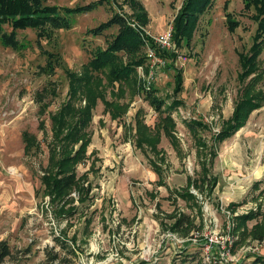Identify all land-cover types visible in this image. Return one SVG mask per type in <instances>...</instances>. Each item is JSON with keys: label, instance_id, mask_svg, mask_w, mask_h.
Segmentation results:
<instances>
[{"label": "rangeland", "instance_id": "1", "mask_svg": "<svg viewBox=\"0 0 264 264\" xmlns=\"http://www.w3.org/2000/svg\"><path fill=\"white\" fill-rule=\"evenodd\" d=\"M47 1L75 6L92 0ZM142 1L149 11L146 28L150 35L170 28L182 3V0ZM245 4V0H214L213 6L201 14L190 43L186 40L178 46L175 42L177 57H169L165 64L153 69L151 84L156 89L155 97L165 100L162 109H156L146 96L145 84L151 74L147 47L143 48L146 54L143 69L139 65L133 74L139 80L140 91L136 92L131 79L116 96L122 102L130 100L128 113L112 119L102 99L98 101L88 126L92 132L88 154L77 165L79 174L86 173L87 179L83 181L89 189L88 192L84 189L85 201L79 199L83 193L78 188L70 193L75 199L64 209L73 208L72 213H62L61 203L52 202L41 182L50 160L48 143L55 140L50 112H57L70 98L71 80L67 72L84 74L90 68L95 47L106 46L118 26L99 34L88 29L110 18L114 10L131 14L133 9L128 0H104L90 11L74 14L70 28H57L49 36L40 38L35 28L26 27L17 29L19 47L7 46L0 39V240L11 245V253L0 264L81 263L93 255L89 253L92 243L107 249L117 247L127 257V264L150 263L154 255L148 259L139 255L145 241L157 246L160 264H195L198 259L203 262L208 254L206 245L211 238L218 239L210 248L211 255L218 258L224 246L229 248L234 262L248 263L254 255H264V104L253 110L246 124L232 136L217 145L213 141V133L231 115L241 94L240 53L250 50L257 29V23L250 17L255 9L249 11ZM228 11L240 21L233 29L226 18ZM4 29L11 31V24L5 22ZM49 52L58 54L53 72L44 66ZM127 60V56L122 57V61ZM259 60L264 75V49ZM171 63L181 68L185 77L184 88L178 95L174 92L176 71L169 66ZM107 70L105 67L94 73L105 80L108 89L116 90L118 82L115 87L107 83ZM73 84L79 86L80 80L73 79ZM94 85L95 82L90 87L94 89ZM257 87L264 88V78ZM110 90L107 94L112 97ZM176 97L182 102L170 111L176 120L174 134L177 135L171 139L159 127L160 120L170 110L168 105ZM81 99H76L74 104H85L86 99ZM43 102L48 106L41 114L39 106ZM139 109L144 121L154 131L159 129L160 154L137 140L135 114ZM43 117L46 130L40 124ZM190 118L208 123L198 132L209 142L204 154L208 155L205 159L212 179L209 177L203 191L192 185L190 189L196 195L187 200L175 196L172 189L185 186L187 176L199 180L206 166L194 131L187 126ZM74 120L72 117L69 123L73 124ZM25 130L35 133L40 140L30 153L25 152ZM175 141L181 150L176 149ZM212 144L217 151L213 165L208 158ZM150 157L162 163L165 184L157 182ZM214 177L217 182L210 190ZM121 197L128 199V207L125 204L121 207ZM118 198L120 222L114 225L111 214ZM125 210L129 213L124 214ZM253 211L254 215L245 219L244 214ZM181 213L189 215L191 223L188 230L175 231L172 225ZM166 231L174 232L176 237L162 236ZM62 232L69 239L76 238L70 241L76 254L68 246L61 248L57 243L55 238ZM128 239H132L133 249L120 246L122 240Z\"/></svg>", "mask_w": 264, "mask_h": 264}, {"label": "trees", "instance_id": "2", "mask_svg": "<svg viewBox=\"0 0 264 264\" xmlns=\"http://www.w3.org/2000/svg\"><path fill=\"white\" fill-rule=\"evenodd\" d=\"M104 0H92L83 4L71 6L62 5L58 3H50L47 0H0V39L2 42L11 47H19L20 39L17 37V29H24L26 27H32L37 30V35L49 36L57 28H70L73 25V15L77 13H83L84 11H90L96 8ZM111 0H108L110 2ZM130 6L133 9L131 14L123 12L122 9L114 10L113 14L107 20L101 21L99 25L90 27L89 32L93 34L103 33L104 30L112 28L114 25L118 26V30L113 34V38L108 40L106 46H96L93 50V56L89 60L90 68L85 71L84 74H75L73 70L68 71L70 82V98L67 99L59 108L57 112H50L52 120V131L54 132L55 140L48 143L49 146V162L45 166V170L41 175V182L44 184V190L50 194L52 202L60 204L62 213H72V209H64L65 205L69 203L75 197L71 196V192L74 189H79L81 194L79 199L85 201L87 195L84 194V189H89V186H85L87 179L86 173H78V163L82 162L87 157V149L90 144L92 132L88 130V126L91 124L93 118V111L98 101L102 99L104 107L110 111L113 118L120 117L125 114L129 109L128 102L119 101L116 96H119L123 92V84L125 82L134 81L136 92L140 91L139 80H136L133 75L137 67L142 65L146 61V54L144 53V47L148 44L154 45V38L149 35L144 26L149 23V11L144 5L142 0H128ZM214 0H182L181 6L174 15L172 23L173 38L178 46L182 45L184 41L190 43L194 36V32L199 25V18L204 11L213 6ZM245 8L249 11L255 9L250 14L253 20L257 23L256 33L254 34L253 42L250 50H246L240 53V61H242L243 70L238 74L243 81L241 86L240 96L235 101L234 109L231 115L224 119L220 129L213 133V141L217 145L234 134L239 128L244 126L249 119L251 112L256 108H259L264 104V88L257 87L261 79L264 78L260 67L259 56L264 49V0H245ZM226 18L229 26L233 29L240 21L234 18L231 11L226 13ZM11 24L12 30L7 31L4 29V23ZM132 22H137V25H133ZM123 51V53H121ZM250 52V54H248ZM161 53L166 58H176L178 53L175 50H163ZM124 54V55H123ZM127 56V61H122V57ZM58 60V54L49 52L48 61L46 62L45 69L53 72L56 69V61ZM56 63V64H55ZM172 68L175 67V80H174V92L178 95L184 88V75L183 70L175 66L174 63L169 64ZM108 67V82L113 87L116 86V90L108 89L105 80L96 74L100 69ZM96 72V73H94ZM79 75V76H78ZM134 76V77H133ZM248 77V78H247ZM78 78L80 85L73 84V79ZM92 78H97L92 80ZM248 81L245 82L244 79ZM246 79V80H247ZM95 82L94 89L92 83ZM245 82V83H244ZM147 85L145 84V87ZM89 87V89H88ZM145 89V88H144ZM147 89V90H146ZM146 96L154 102L155 107L159 110L162 109L164 99L154 95L155 87L151 84L147 87ZM108 90L111 91L112 97L108 96ZM43 98V96H42ZM78 98H85L86 103L76 106L74 103ZM81 99V100H82ZM182 102L180 98H174L173 102L168 105L169 112L160 120V128H162L166 135H169L171 139L177 135L174 134V128L176 126V120L170 112L173 108H176L177 104ZM48 106L47 102H43L39 106L41 114L46 112ZM75 117L73 124L69 123V119ZM136 131L138 136V142L145 147V144L150 146V149L154 150L156 154L161 153V147L158 144L161 140L159 129L154 131L151 126L144 121V118L137 114L136 116ZM41 127L46 130L45 118L40 120ZM208 123L205 120L198 118H190L187 121V126L194 131L196 142L199 145L202 157L204 156L203 163H205V169L203 175L197 178H192L190 175L188 183L184 187L176 188L175 196H180L184 199H190L195 197V193L190 189L193 185L203 191L204 185L210 181L208 172L210 166L206 161L209 145L208 139L205 135L198 132L200 128L207 126ZM23 139H25V152L30 153L37 143L40 144V140L37 139L36 134L25 130L23 133ZM176 139V138H175ZM175 145L179 147V143L175 141ZM215 145V146H216ZM38 146V145H37ZM212 144L209 146L210 157L215 158L217 151ZM151 164H153L158 175L161 177L164 174V167L162 163H159L154 157H150ZM205 179V180H204ZM201 180L204 182L201 183ZM216 178L214 177L213 183L210 186L212 190L216 185ZM212 192V191H211ZM254 213L244 214L245 219L249 218ZM254 215V214H253ZM191 223L189 215L181 213L176 216L172 229L182 230L189 227ZM186 234V232H183ZM61 236V237H60ZM56 236L57 243L61 248L69 247L70 252L76 251L71 246L70 241L76 240L75 237L68 238L65 232ZM73 243V242H72ZM11 253V245L6 240H0V260ZM56 257L58 256L55 253ZM196 256V254H194ZM159 260V259H158ZM158 260L150 262L149 264H160ZM195 264H204L202 260L198 259ZM226 264H264V255L256 254L250 262L245 263L242 261H228Z\"/></svg>", "mask_w": 264, "mask_h": 264}, {"label": "built area", "instance_id": "3", "mask_svg": "<svg viewBox=\"0 0 264 264\" xmlns=\"http://www.w3.org/2000/svg\"><path fill=\"white\" fill-rule=\"evenodd\" d=\"M133 25H137V22H132ZM139 25V24H138ZM144 29L146 32L150 35L151 33L147 30L146 26H144ZM154 38V45H147L148 49V57H149V63L151 66V74L148 77V83L146 84L148 87L151 85L153 81V69L157 66L163 65L166 62V57L161 53L163 50H174L175 49V41L172 34V25L170 28L158 32L157 35H151ZM144 65H141L139 68L142 70ZM75 194V192L73 193ZM120 222V214L115 211L112 223L114 225H118ZM162 236H168L169 238H175V233L172 231H166L163 232ZM134 239V238H132ZM132 239L128 240H122V244L120 246L126 245L129 249L134 248V243H132ZM218 239L211 238L209 243L206 245L208 254L204 257L203 263L204 264H226L228 261H233L232 258H230L231 252L228 250L229 248L224 246V248L221 249V255L220 257H216V255H211L210 248L217 244ZM111 246L108 249L104 248L103 246H100L99 244L96 245V243L91 244V249L89 253H93L91 255V258H87L81 263L77 262L76 264H127L126 256L123 255L121 252H119V249L116 247ZM105 249H107V252H104ZM157 246L153 247L151 243L146 241L144 242V246L141 247L140 257L141 258H149L151 255H154V258L151 260V262L156 261L159 259V256L157 254ZM95 254H101L99 256H96ZM214 254V253H213ZM122 255V256H121ZM132 262H130L131 264ZM132 264H137L136 261Z\"/></svg>", "mask_w": 264, "mask_h": 264}, {"label": "crops", "instance_id": "4", "mask_svg": "<svg viewBox=\"0 0 264 264\" xmlns=\"http://www.w3.org/2000/svg\"><path fill=\"white\" fill-rule=\"evenodd\" d=\"M120 101V100H119ZM128 103H129V109H128V111L130 110V100H128L127 101ZM235 106V105H234ZM157 109V108H156ZM234 109V108H233ZM128 111L126 112V113H128ZM233 111V110H232ZM125 113V114H126ZM232 113V112H231ZM137 114H139V115H141V113H140V109L139 110H137V112H136V114H135V120H136V116H137ZM123 116V115H122ZM122 116H120V117H116V118H121ZM173 116V115H172ZM229 117V116H228ZM111 118L112 119H116V118H113L112 116H111ZM151 126V125H150ZM240 129V128H239ZM135 131H136V122H135ZM164 134H165V132H164ZM91 137H92V134H91ZM168 137H170V136H168ZM172 142V141H171ZM173 144V143H172ZM174 146V145H173ZM178 147V146H177ZM177 150H181V146H179L178 148H176ZM154 156V155H153ZM156 158V157H155ZM214 159L215 158H213V160H212V165H213V161H214ZM161 163V162H160ZM153 166V165H152ZM153 170L156 172V174H157V182H159V184L161 185V184H165L166 183V178H165V174H163L161 177L158 175V173H157V171H156V169L154 168V166H153ZM210 171H211V169H210ZM209 171V172H210ZM209 174V173H208ZM187 178H188V176H187ZM189 179V178H188ZM187 182H188V180H187ZM186 185H187V183H186ZM185 185V186H186ZM182 187H184V186H182ZM176 188H180V187H176ZM174 190V192H175V190L176 189H172V191ZM115 200H116V198H115ZM119 201H120V199L118 198V200H117V202L116 203H114L113 204V206H114V208H115V210L113 211V214H111V217H113V215H114V213H115V211L116 212H118V214H120V207H119ZM128 199L126 198V197H121V201H120V204H121V207H122V204L124 205L125 204V207H128ZM109 209V211H111V209L110 208H108ZM129 213V210H125V212H124V214H128ZM141 250V249H140ZM139 250V253L141 252ZM99 255H101V254H97V256H99ZM129 256H131V255H129ZM133 258V257H132ZM145 259V258H144ZM147 259V258H146ZM138 263V262H137ZM149 262H143V263H139V264H148Z\"/></svg>", "mask_w": 264, "mask_h": 264}]
</instances>
